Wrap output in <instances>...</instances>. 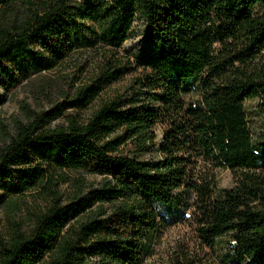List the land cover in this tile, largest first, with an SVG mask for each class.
Returning a JSON list of instances; mask_svg holds the SVG:
<instances>
[{
  "label": "trees",
  "instance_id": "obj_1",
  "mask_svg": "<svg viewBox=\"0 0 264 264\" xmlns=\"http://www.w3.org/2000/svg\"><path fill=\"white\" fill-rule=\"evenodd\" d=\"M23 1L0 0V71L6 75L3 60L16 65L31 45L54 55L52 44L73 17L94 25L96 41L114 50L141 22L148 46L135 57L142 75L129 97L103 103L85 123L69 117L65 127L44 129L34 117L17 124L0 152L6 194L21 195L45 178L50 183L48 173L57 170L104 181L68 204L53 199L30 234L17 232L1 243L0 264H42L46 257L47 264H87L92 257L139 264L164 223L156 208L179 204L184 195L193 196L206 247L228 237L222 264H264V134L252 138L244 107L257 100L264 122V0H52L24 20L17 19ZM126 71L105 69L97 86L81 90L80 107ZM218 169L231 172L232 187L217 186ZM105 203L109 217L72 229L86 210Z\"/></svg>",
  "mask_w": 264,
  "mask_h": 264
},
{
  "label": "rangeland",
  "instance_id": "obj_2",
  "mask_svg": "<svg viewBox=\"0 0 264 264\" xmlns=\"http://www.w3.org/2000/svg\"><path fill=\"white\" fill-rule=\"evenodd\" d=\"M50 1L24 0L17 19L24 20L26 15L40 10L43 3ZM82 1L69 0L70 5ZM90 28L96 31L90 22L73 17L65 22L61 37L54 40V55L37 45H31L30 55L16 65L9 59L3 60L8 74L0 71V152L16 136L17 124H27L28 118L37 117L44 129L65 127L69 117L85 123L103 103L117 97H129L137 89L134 83L141 77L142 70L136 67L135 57L148 46L144 25L136 22L128 39L115 50L97 42ZM56 55L63 56L57 60ZM112 66L125 67L127 71L120 79L103 87L89 105L81 108L84 99L80 95L81 90L97 86L96 81L101 73ZM73 101H77L75 106ZM257 105L255 99L244 103L249 130L255 140L264 134V122ZM156 133L159 141V128ZM25 157L29 165L36 163L31 151ZM150 157L151 154L145 156ZM13 167L19 169L26 165ZM48 175L52 178L50 183L45 178L42 185L15 196L6 194V181L0 180V247L14 233L30 234L37 215L45 212L53 199H59L63 205L68 204L74 197H82L88 191L99 189L104 181V177L84 171L57 170ZM215 178L219 188L228 189L233 185L229 170H216ZM99 205H93L75 219L71 224L72 229L76 230L80 223L88 222L93 217L102 220L112 214L109 203L100 205L98 209ZM156 209L164 223L160 233L146 243L148 248L139 264H222L226 260L230 245L228 237L219 239L212 249L199 239L197 229L200 217L192 195H184L181 203L170 208ZM99 211L104 215L97 217ZM116 224L118 222L113 225L122 231L123 228ZM48 260L49 257H46L42 264H47ZM86 262L105 264L100 257L88 258Z\"/></svg>",
  "mask_w": 264,
  "mask_h": 264
}]
</instances>
